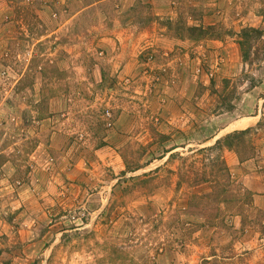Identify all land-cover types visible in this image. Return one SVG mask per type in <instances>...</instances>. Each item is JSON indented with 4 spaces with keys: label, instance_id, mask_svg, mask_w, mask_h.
<instances>
[{
    "label": "rangeland",
    "instance_id": "rangeland-1",
    "mask_svg": "<svg viewBox=\"0 0 264 264\" xmlns=\"http://www.w3.org/2000/svg\"><path fill=\"white\" fill-rule=\"evenodd\" d=\"M246 27L264 0H0V264H264Z\"/></svg>",
    "mask_w": 264,
    "mask_h": 264
},
{
    "label": "trees",
    "instance_id": "trees-1",
    "mask_svg": "<svg viewBox=\"0 0 264 264\" xmlns=\"http://www.w3.org/2000/svg\"><path fill=\"white\" fill-rule=\"evenodd\" d=\"M263 29L260 28H254V27H246L241 29L240 33H239V44H240V48L242 51V59L244 60V62L249 63L250 61H248L249 58V51H250V42L249 39L250 38H254V37H261L263 34ZM257 52L254 54L256 55ZM251 83L253 82V78H251ZM249 131V128L243 129V130H235L232 133H228L226 134L224 137L218 138L215 143L211 146H206V147H202L199 150H220V148L222 147H226L227 149H235L236 144L234 143V141H238L236 143H239V141L242 140V136L244 134H246ZM170 156H172V154H170ZM220 158V157H219ZM216 163L214 166H216V171L217 173L223 175V180H225V182H221L220 184H216V182H214V188H216L217 191L216 192V197H218L220 200L219 202H225L226 199V191H228L227 186L230 184V181L228 180L230 177V173L228 170V167L225 164V161L223 159H220L219 161L214 160ZM227 180V181H226ZM229 182V183H228ZM230 199H234L235 203L236 201L239 199L238 195L236 194H231L230 195ZM238 202V201H237Z\"/></svg>",
    "mask_w": 264,
    "mask_h": 264
},
{
    "label": "crops",
    "instance_id": "crops-1",
    "mask_svg": "<svg viewBox=\"0 0 264 264\" xmlns=\"http://www.w3.org/2000/svg\"><path fill=\"white\" fill-rule=\"evenodd\" d=\"M261 200H262V202L264 201L263 197L261 198ZM261 208L263 209V208H264V205H262ZM39 241H40V239H38V241L33 242V243H37V242H39Z\"/></svg>",
    "mask_w": 264,
    "mask_h": 264
}]
</instances>
